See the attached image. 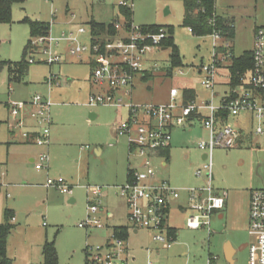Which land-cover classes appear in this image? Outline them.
Listing matches in <instances>:
<instances>
[{"label": "rangeland", "instance_id": "374dc122", "mask_svg": "<svg viewBox=\"0 0 264 264\" xmlns=\"http://www.w3.org/2000/svg\"><path fill=\"white\" fill-rule=\"evenodd\" d=\"M124 2L132 9L133 26L173 29V44L181 62L179 67L170 69V49L160 48L149 54L148 66L156 67L148 69L145 80L137 76L132 102L166 104L171 86L192 87L201 101H210V93L199 85L201 77L193 70L209 62L212 38L193 36L184 26L182 0H26L14 4L10 23L0 24V63L4 65L0 71V225L12 226L6 238V257L11 264H42L41 250L45 243H53L58 264H83L86 247L97 245L102 236L101 231L78 228L86 219L89 188L102 190L104 208L114 215L109 220L104 208L97 214L101 225L107 227L105 234L113 224L125 223L122 203L111 187L124 185L128 166L138 163L129 155L127 138L117 137L114 132V127L127 119V111L112 106H87L89 93L96 89L92 80L93 89L88 81L90 69L86 63L90 57L85 53L78 60L68 53L66 43L55 42L62 33L73 32L80 44L88 47L90 21L110 24L118 19L121 22L119 4ZM215 13L226 18L233 31L228 41L234 58L252 52L255 30L264 28V0H215ZM25 18L49 25V38L53 40L50 51L61 62L47 64V56L30 44L33 51L29 49L28 53L37 54H32L33 64L17 83L9 78L7 65L21 61L29 40ZM79 28L85 30L84 35L77 33ZM178 71L183 76H178ZM51 76L57 85L49 92L44 80ZM35 95L45 97L51 105L53 125L47 147L25 144L19 131H14L16 138L11 139L8 127L12 119L6 105L29 101ZM120 95L123 98L122 92ZM90 115L95 119L91 120ZM227 123L253 136L252 143L242 141L235 148H215L212 153V187L214 191L227 193L228 206L233 207L231 218L225 223L220 218L224 211L219 212L211 219L209 235L205 229L186 228V215L179 213L177 207L185 202L186 190L207 183L204 177H196L195 172L203 166V153L197 144L208 140V132L199 121L178 128L171 133L167 166L162 168V162L154 160L158 180L167 181L179 193V199L169 203V225L178 229V236L171 248L164 250L153 246L150 233L143 229L137 237L129 233L131 264H207L209 259L213 260L212 264H229L224 254L227 244L236 250L234 264H248L251 239L246 224L236 223L237 207H243L245 191L264 189V136L253 133L250 114L229 117ZM56 128L60 131L59 143L52 147V132ZM96 148L101 149L99 154L95 153ZM43 153L49 159L48 169L38 172L29 160ZM47 179H62L71 193L62 195L54 188H44ZM71 199L73 203L69 202ZM146 249L153 252L148 254Z\"/></svg>", "mask_w": 264, "mask_h": 264}, {"label": "built area", "instance_id": "2783aa9c", "mask_svg": "<svg viewBox=\"0 0 264 264\" xmlns=\"http://www.w3.org/2000/svg\"><path fill=\"white\" fill-rule=\"evenodd\" d=\"M120 6L129 7L126 3H120ZM113 28V36L92 37L88 47L82 46L73 32L62 33L55 42L66 43L68 53L74 57L85 53L92 57V83L106 92L91 95L88 98V106L125 107L128 110V118L115 127V134L127 138L129 155L135 157L139 164L136 168H130L127 182L118 187L117 192L125 201L129 227L148 231L153 243L159 244L163 249H170L174 237L166 226L168 208L170 200L178 199L179 193L171 188L167 181L158 180L153 165L154 159L169 148L173 129L188 124L192 115L205 113L200 122L208 132V140L197 144L204 159L203 166L196 170L195 176L204 177L207 183L188 190V207L191 214L187 217L185 226L192 231L205 229L209 235L212 215L224 206L223 198L214 195L211 186L212 153L215 148H234L239 140V132L227 123V118L250 114L253 133L256 136H264V28L255 30L249 73H235L237 84L232 87L229 84L233 76L228 72L227 92L221 97L217 98L215 92L217 71L220 66L230 64L233 54L228 39L220 32H213L210 35L213 42L210 62L201 65L199 69L200 85L210 93V101L200 104L191 101L184 104L176 99L178 91L171 89L169 102L159 105H137L130 97L135 77L143 75L146 57L161 48L167 37L166 31L159 29L154 33L133 24L127 26L119 21L113 23ZM77 33L83 35L85 30L79 28ZM30 44L37 46L47 56V64L60 61L59 57L51 54L50 46L53 40L49 38V34L32 40ZM32 54L28 59L29 64H33L32 56L37 53ZM50 83L51 79L47 81V84ZM121 92L127 103H124ZM117 93L119 95H116ZM50 106L49 101L40 95H35L26 102L10 104V132L14 134V131H19L23 142L46 147L51 126ZM28 121L33 124L32 130L27 128ZM48 163L47 155L40 154L34 162V169L45 170ZM44 187L54 188L64 195L69 192L62 179H47ZM87 193L89 199L86 219L79 223L78 227L86 230L102 228L97 218L101 209L102 190L92 187ZM248 219L247 234L251 239L248 264H264L263 189L251 190ZM126 255L124 240L112 232L104 245L86 247L83 264H126ZM212 261L209 259L207 264H212Z\"/></svg>", "mask_w": 264, "mask_h": 264}, {"label": "trees", "instance_id": "16d2710c", "mask_svg": "<svg viewBox=\"0 0 264 264\" xmlns=\"http://www.w3.org/2000/svg\"><path fill=\"white\" fill-rule=\"evenodd\" d=\"M26 0H0V24L10 23L11 9L14 4H23ZM184 8V26H187L191 31L193 36L202 37L211 35L213 32H220L224 38L232 39L233 31L231 27L227 24L222 17H219L215 13V0H182ZM119 15L124 20V23L129 26L132 23V9L131 7H120ZM24 22L29 28V40L27 41L22 58L20 62L15 64H8L7 68L9 70V75L11 80L20 81V79L28 71V52L30 48V43L33 39L38 37L47 36L49 34V25L31 21L25 18ZM91 34L94 38H99L101 35L112 36L115 34L113 28V23L102 24L97 23L93 20L89 23ZM147 31L157 32L159 29H164L166 31V39L162 42L161 47L165 50L170 49V69L179 67L181 65L179 54L176 46L173 44L172 33L173 29L171 27H162L157 25H150L143 27ZM95 41V40H94ZM230 73L233 76L231 81V86L237 84L235 79V73L239 72L241 74L250 70L252 65V52H249L242 57L234 58L231 62ZM3 64L0 63V71L3 68ZM145 76L143 79H147ZM191 102V99H185L184 104ZM167 153L164 152V155ZM163 154V153H162ZM12 217H10L11 219ZM7 220V219H6ZM12 226L8 223L0 225V264H11V261L6 257V238L11 230ZM113 232L120 238L125 237V229L115 228ZM42 264H58L57 256L53 246V243H45L41 250Z\"/></svg>", "mask_w": 264, "mask_h": 264}, {"label": "crops", "instance_id": "0c3cea01", "mask_svg": "<svg viewBox=\"0 0 264 264\" xmlns=\"http://www.w3.org/2000/svg\"><path fill=\"white\" fill-rule=\"evenodd\" d=\"M125 3V2H124ZM119 7H122V6H120V4H119ZM119 12V11H118ZM224 20L226 21V18H224ZM117 21H119L118 19H117ZM98 23V22H97ZM119 23H124V20L122 19V21L120 22L119 21ZM103 24V23H102ZM132 24V23H131ZM140 27H144V26H140ZM189 30V29H188ZM189 32L191 33V31L189 30ZM192 34V33H191ZM84 35V34H83ZM104 36H107V35H101V36H99V37H104ZM113 36V35H112ZM210 36V35H209ZM89 40H90V43L92 42V34H91V31L89 32ZM211 37V36H210ZM212 46H213V42H212ZM161 51H166L164 48H162L161 47ZM155 52V51H154ZM211 52H212V49H211ZM210 52V53H211ZM153 53V52H152ZM31 54L32 53H28V55H30L29 57H27V59H29L30 57H31ZM88 54V53H87ZM151 54V53H150ZM82 55H84V54H82ZM89 55V54H88ZM89 57H90V60H89V62H87L86 64L88 65V67H89V69H90V74H89V78H88V81H89V83H90V85H91V71H92V67H93V64H92V57L89 55ZM148 57V56H147ZM147 57H146V61H145V64H144V66H145V72L143 73V75H140L139 76V78H141V80H144L143 78L145 77V76H147V74H148V69H155V67H156V65L155 64H153L152 65V67H149L148 66V60H147ZM78 58V60H81V56H79V57H77ZM210 59H211V55L209 56V62H210ZM233 59H234V56H233ZM61 62V60L58 62V63H60ZM208 62V63H209ZM232 62V61H231ZM230 62V64H227L226 66L225 65H222V66H220V68L218 69V71H217V77H216V87H215V92H216V95H217V98H219V97H221L224 93H226L227 92V81H228V79H227V76H228V72H229V74H231L230 73V65L232 64ZM207 63V64H208ZM204 65V64H203ZM30 66V65H29ZM200 67L201 66H199V67H197L196 69H192L193 71H194V74H197L198 76H200L201 77V75H200V73H199V69H200ZM251 69V68H250ZM8 70V69H7ZM28 70H29V67H28ZM249 71L250 70H248L247 72H245V73H243V74H247V73H249ZM27 73H28V71L26 72V74L22 77V78H24L26 75H27ZM8 74H9V70H8ZM169 77L171 76V72H169L168 74H167ZM9 76V78L11 77L10 75H8ZM178 76H183V73L181 72V71H178ZM12 78V77H11ZM21 78V79H22ZM20 79V81H16L17 83L19 82H21L22 80ZM49 79H51V83L50 84H47L46 86H47V89H48V91L49 92H51L52 91V88H53V86H56L57 85V83H55V81H54V78L51 76ZM49 79H45L44 80V83L46 84L47 83V81L49 80ZM137 79V76L135 77V80ZM135 80H134V82H135ZM10 82V81H9ZM13 82H15V81H13ZM198 83H199V85H200V80L198 81ZM230 85V84H229ZM201 86V85H200ZM231 86V85H230ZM91 88L93 89V87H92V85H91ZM171 89H176L177 91H178V96H177V101H180V102H184V100L185 99H191V101H193V102H195V103H197V104H200L201 102H204V101H206V100H200V98H199V95L197 94V92L195 91V89L194 88H192V87H185V88H179V87H175V86H171L170 88H169V91H168V94H167V103L169 102V100H170V95H169V92H170V90ZM135 89H134V83H133V88H132V93H133V91H134ZM181 91V92H180ZM105 93L106 92V90H103V89H99V88H97L96 87V89H95V94H98V93ZM94 93H89V95H88V98L91 96V95H95ZM116 95H119V93H117ZM127 100V99H126ZM130 100L131 101H133L132 100V94H131V97H130ZM24 102H26V101H24ZM87 102H88V99H87ZM87 105V104H86ZM142 105H144V104H142ZM154 105H156V104H154ZM88 106V105H87ZM6 107H7V110L9 111V106L8 105H6ZM90 107V106H89ZM121 109L123 108V109H125L126 111H127V118H128V110L125 108V107H120ZM204 112H200V113H198V114H194V115H192L191 116V121L188 123V124H185L184 126H192V125H194V123L196 122V121H199L200 122V120L202 119V117L204 116ZM241 115H247V113H244V114H241ZM51 119V118H50ZM90 119L91 120H93V119H95V116L94 115H90ZM51 124H52V122H51ZM200 124H201V122H200ZM53 125V124H52ZM118 125V124H117ZM116 125V126H117ZM115 126V127H116ZM202 126V125H201ZM115 127H114V132H115ZM183 127V126H182ZM27 128H29L28 130H32V128H33V124H32V122L31 121H28V123H27ZM178 128H181V127H177V128H175V129H173L172 130V132H174L175 130H177ZM238 132H239V140H238V143H237V145L235 146V147H237V146H239L238 144H240L242 141H246V142H249V143H252V138H253V136H252V133L250 134H243L242 133V131L243 130H237ZM171 132V133H172ZM11 133V139H15L16 138V136H15V134H13L12 132H10ZM59 134H60V131H59V128L57 129H54V131L52 132V140H51V145H52V147L54 146L55 147V145L57 144V143H59ZM118 137V136H117ZM12 141V140H11ZM25 144H27V145H33V146H36L34 143H32V142H24ZM48 146V145H47ZM46 146V147H47ZM234 147V148H235ZM258 148H259V146H258ZM101 149L100 148H96L95 149V153L96 154H99L101 151H100ZM167 151V153L164 155V152H166ZM164 152H162L161 153V155H160V157H158V158H156V159H154V160H160L162 163H161V165H160V167H162V168H165L166 166H167V163H168V160H169V155H170V147L167 149V150H165ZM38 158V157H37ZM37 158H35V157H33V156H31V159L29 160V162L30 163H32L33 165H34V162L37 160ZM134 159H135V157H133ZM203 159H204V156H203V154H202V161H203ZM138 164H139V162L137 163V164H135L134 166H128V168H127V171H126V173H127V178H126V181L125 182H127V180H128V177H129V170H130V168H136L137 166H138ZM153 165H154V162H153ZM154 168H155V166H154ZM47 169H48V166H47ZM47 169H45V170H47ZM38 172H40V171H38ZM212 176H213V174H212ZM212 182H213V178H212ZM212 182H211V186H212ZM45 184V183H44ZM120 186H122V185H113L111 188H113L114 190H115V197H117L120 201H121V203H122V206H123V219H124V221H125V223H122V224H113L112 225V228H109L108 227V232L105 234V232H104V230H105V228H107V227H105V226H102V228H96V229H91V230H96V231H101V237H100V242L98 243V245H104L105 243H106V241H107V238L110 236V234L113 232V230L115 229V228H120V229H125V237L123 238V240H124V242H125V246H126V248H127V257H126V264H131V260H133V258H131V249L129 248V246H128V242H127V240H128V236H129V233L131 234V235H133L134 237H137L138 235H139V232L141 231L140 229L139 230H135V229H131L130 227H129V225H128V220H127V215H128V211H127V207H126V204H125V201H124V199L122 198V197H120V195L118 194V192H117V188L118 187H120ZM43 187H44V185H43ZM45 188V187H44ZM110 188V187H109ZM213 188V187H212ZM46 189H48V188H46ZM251 190L252 189H250V190H247V191H245V193H244V202H243V207L241 208L240 206L239 207H237V209H238V215H237V219H236V223H237V225H240V221H243V223H245L246 224V230L248 231V221H249V197H250V192H251ZM264 190V189H263ZM213 192H214V195H216V196H219V197H222L223 198V201H224V206H223V208L220 210V211H216L213 215H212V218L213 217H216L217 216V214H219V212H221V211H224V213L223 214H220V218H223L221 221H224L225 223H227V221L231 218V211L233 210V207H231V206H228V203H227V193L226 192H224V191H222V190H213ZM60 193V192H59ZM71 193V190L69 189V192H68V194H66V195H69ZM61 194V193H60ZM62 195H64V194H62ZM105 199V196H104V193L102 194V199H101V206H100V212L99 213H101L102 211H103V208H104V204H103V200ZM179 199V198H178ZM177 200V199H176ZM176 200H170V202L169 203H172L173 201H176ZM70 203H73V200L71 199L70 201H69ZM104 209H106V208H104ZM177 210L179 211V213H181L182 215H186V219H187V217L190 215V213H191V211L189 210V207H188V190H186V197H185V202L182 204V205H179L178 207H177ZM188 212V214H186ZM10 215H12L11 217V220H13L14 218H13V214H10ZM169 215H170V209L168 208V215H167V221H166V226H167V228H168V232L170 233V234H172L173 235V237H174V239H176L177 238V236H178V233H177V230L178 229H176V228H174V227H171L170 225H169ZM106 216H107V218L110 220V219H113L114 218V215H113V213L111 212V211H108L107 209H106ZM211 218V219H212ZM101 223V222H100ZM211 225V224H210ZM79 228V227H78ZM91 230H89V231H91ZM103 230V231H102ZM107 231V230H106ZM143 231H145V232H147V233H149L148 231H146V230H143ZM151 239V238H150ZM152 242V241H151ZM152 245L153 246H155V245H158V246H160L159 244H156V243H153L152 242ZM163 249V248H162ZM164 250H169V249H164ZM156 253H158V249H155L154 250ZM235 248H232L229 244H227L226 246H225V250H224V254H225V259H226V261L227 262H229V261H231V264H234V262H233V256H234V254H235ZM146 252L149 254V253H151V252H153V250L152 249H146ZM85 260V259H84Z\"/></svg>", "mask_w": 264, "mask_h": 264}, {"label": "water", "instance_id": "95a60500", "mask_svg": "<svg viewBox=\"0 0 264 264\" xmlns=\"http://www.w3.org/2000/svg\"><path fill=\"white\" fill-rule=\"evenodd\" d=\"M228 261V260H227ZM229 264H231V261L228 262Z\"/></svg>", "mask_w": 264, "mask_h": 264}]
</instances>
